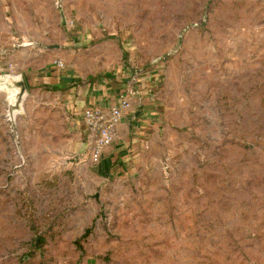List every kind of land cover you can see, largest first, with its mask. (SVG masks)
<instances>
[{
	"label": "rangeland",
	"instance_id": "rangeland-1",
	"mask_svg": "<svg viewBox=\"0 0 264 264\" xmlns=\"http://www.w3.org/2000/svg\"><path fill=\"white\" fill-rule=\"evenodd\" d=\"M53 60L152 76L136 163L28 82ZM0 264H264V0H0Z\"/></svg>",
	"mask_w": 264,
	"mask_h": 264
},
{
	"label": "crops",
	"instance_id": "crops-1",
	"mask_svg": "<svg viewBox=\"0 0 264 264\" xmlns=\"http://www.w3.org/2000/svg\"><path fill=\"white\" fill-rule=\"evenodd\" d=\"M52 65L53 68L46 67L38 77L29 75L28 82L42 83L47 86L56 85L59 96L70 109L72 121L80 124L84 129V135L80 140L82 147L91 144L84 122L80 117L82 109L94 106L106 110L117 103L120 93L131 91V114L125 115L120 120L111 144L103 148L100 154L108 161L115 160L120 166L136 163L138 155L141 154V148L147 141V134L152 131V125H154L152 120L154 113L149 97L152 76H145L144 72L135 65L125 63L122 68L106 79L97 78L91 82L89 79L78 80V77L70 71L60 73L55 70L60 68L55 63Z\"/></svg>",
	"mask_w": 264,
	"mask_h": 264
},
{
	"label": "built area",
	"instance_id": "built-area-1",
	"mask_svg": "<svg viewBox=\"0 0 264 264\" xmlns=\"http://www.w3.org/2000/svg\"><path fill=\"white\" fill-rule=\"evenodd\" d=\"M54 63L58 67H63L60 61L55 60ZM130 94L131 91L120 93L117 103L106 110L94 106L82 109L80 117L84 122L95 154H100L103 148L111 144L118 123L125 115L131 114Z\"/></svg>",
	"mask_w": 264,
	"mask_h": 264
}]
</instances>
